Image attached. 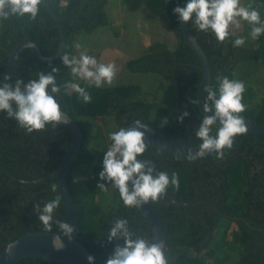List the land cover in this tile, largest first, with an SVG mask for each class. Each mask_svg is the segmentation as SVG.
<instances>
[{"label":"trees","instance_id":"16d2710c","mask_svg":"<svg viewBox=\"0 0 264 264\" xmlns=\"http://www.w3.org/2000/svg\"><path fill=\"white\" fill-rule=\"evenodd\" d=\"M229 1L194 0L186 18L211 70L204 101L233 122L264 125V29L254 45L238 44L240 29H231L224 16L223 6ZM46 2L58 17H69L61 23L62 54L44 62L24 49L10 83L26 100L61 110L79 127L81 148L67 175L78 216L76 241L97 259L119 260L150 237L119 175L116 148L125 126L137 122L189 146L209 145L221 132L197 106L201 64L179 27L187 0H166L164 11L175 47L153 43L126 63L130 73L155 74L167 82L169 97L158 104L140 99L133 86L95 87L85 98L90 86L75 84L77 36L108 25V0ZM24 38L42 55H54L58 46L54 19L42 0H0V167L14 178L32 181L57 170L71 134L63 124L21 108L4 86L8 55ZM255 70L261 72L256 79ZM97 116L110 120L114 129L103 147L82 119ZM131 162L143 190L193 204L152 199L164 222L165 242L147 264H264V134L236 133L222 152L201 159L141 143L134 147ZM5 171L0 169V254L28 233L65 232L67 216L56 178L29 184L15 182ZM199 201L205 203L195 204ZM16 264L55 263L26 258Z\"/></svg>","mask_w":264,"mask_h":264},{"label":"water","instance_id":"95a60500","mask_svg":"<svg viewBox=\"0 0 264 264\" xmlns=\"http://www.w3.org/2000/svg\"><path fill=\"white\" fill-rule=\"evenodd\" d=\"M42 3L51 17L54 19L58 30V46L54 55L44 56L40 49L25 38L18 43L9 53L3 75L4 86L8 94L19 104L21 108L41 113L61 124L71 134V142L58 164L57 170L45 177L32 181H22L12 177L2 167L8 176L15 182L29 184L41 183L51 178H56L59 196L67 216V229L63 233L37 232L28 233L9 243L0 254V264H16L26 258L40 259L55 264H147L164 246L165 230L164 222L156 210L152 199L178 206H191L193 204L167 198L152 191H145L139 184L133 167L132 153L137 144H149L171 154L193 159L205 158L222 152L228 146L236 133L250 132L264 134V125H256L244 121H231L228 117L213 111L205 104V95L211 85L212 76L210 66L202 48L191 33L187 24V15L192 9L194 0H187L180 14L179 27L183 38L187 41L200 61L202 77L197 94V106L200 113L209 121L221 128L218 138L206 146H189L167 137L163 133L145 127L140 123L132 122L125 126L123 135L119 139L116 148V161L123 187L132 204L147 223L150 230L149 239L136 250L119 260H100L92 256L89 251L76 241L78 234V216L76 207L72 201L67 186V175L78 152L81 148L82 134L77 124L61 110L30 102L19 95L10 83V77L19 54L28 49L39 60L49 62L57 59L63 51L64 32L62 21L69 17H58L46 0ZM205 203L199 201L195 204ZM216 212L215 207L211 206ZM231 220H243L237 217H229Z\"/></svg>","mask_w":264,"mask_h":264},{"label":"rangeland","instance_id":"374dc122","mask_svg":"<svg viewBox=\"0 0 264 264\" xmlns=\"http://www.w3.org/2000/svg\"><path fill=\"white\" fill-rule=\"evenodd\" d=\"M165 5L166 0H108L105 9L108 25L77 36L75 84L90 86L85 98L95 87L108 89L113 86H133L140 99L157 104L162 97H169L165 92L167 82L157 75L133 74L126 70V63L153 43L164 42L171 50L175 47L174 34L168 30ZM223 7L231 29H240L236 42L247 47L254 45L255 36L264 29V0H230ZM254 72L255 79L261 76V72ZM253 84L256 81L253 80ZM82 119L100 147L109 144L114 130L110 120L99 116ZM107 181L111 188L110 179Z\"/></svg>","mask_w":264,"mask_h":264}]
</instances>
